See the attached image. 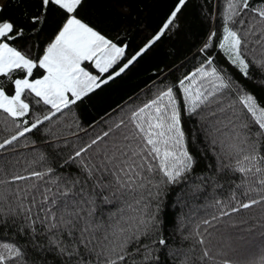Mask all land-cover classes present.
<instances>
[{
	"label": "snow or ice",
	"instance_id": "6c2138e0",
	"mask_svg": "<svg viewBox=\"0 0 264 264\" xmlns=\"http://www.w3.org/2000/svg\"><path fill=\"white\" fill-rule=\"evenodd\" d=\"M191 2L153 27L113 0V37L93 0H0V264H264V98L247 86L264 90V0H200L202 37ZM166 41L139 104L82 121Z\"/></svg>",
	"mask_w": 264,
	"mask_h": 264
},
{
	"label": "trees",
	"instance_id": "16d2710c",
	"mask_svg": "<svg viewBox=\"0 0 264 264\" xmlns=\"http://www.w3.org/2000/svg\"><path fill=\"white\" fill-rule=\"evenodd\" d=\"M132 6L133 16L139 15L140 20L144 23L150 24L153 27L159 22V19L167 11L168 7L171 5L172 0H130ZM94 9L108 14V19L111 23L107 24L106 31L110 36H116L124 24L115 23L119 16V8L113 3V0H93ZM200 5V0H192L189 7L185 9L184 23L186 28L190 29L191 32L197 36L202 37L204 34L203 25L198 19V8ZM137 20L136 23L131 25L132 29L136 28V24L140 22ZM189 43L182 45L179 55L184 56L188 54ZM171 41H166L159 51V53L154 57H146L142 60L135 68H133L126 76L117 80L114 84L104 88L102 91L93 98L92 105L86 107L81 115L82 121L90 122L93 118L98 115H102L106 110L114 108L118 103H125L131 100L132 105L139 104L144 97L140 95L141 90L145 89L147 84H150V77L152 76V71L157 64L161 66L164 63H168L169 60L165 59L164 53L169 50ZM195 51V49H193ZM218 60L224 63L223 57L218 56ZM179 63V61H177ZM197 61L193 60L186 64L179 71H175L169 77L170 80H175L181 77L182 74L190 71ZM233 71V69H230ZM235 74V72H234ZM238 75V74H237ZM247 86L250 90L254 91L258 96L264 98V90L258 88L251 82H247ZM150 94V93H149ZM139 97V99H136Z\"/></svg>",
	"mask_w": 264,
	"mask_h": 264
}]
</instances>
